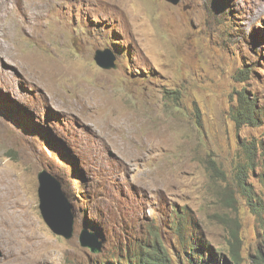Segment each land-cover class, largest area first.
Masks as SVG:
<instances>
[{"label":"rangeland","instance_id":"obj_1","mask_svg":"<svg viewBox=\"0 0 264 264\" xmlns=\"http://www.w3.org/2000/svg\"><path fill=\"white\" fill-rule=\"evenodd\" d=\"M245 80L264 104V0H0V264H107L156 233L181 255L174 210L249 261L264 117L234 120Z\"/></svg>","mask_w":264,"mask_h":264},{"label":"trees","instance_id":"obj_2","mask_svg":"<svg viewBox=\"0 0 264 264\" xmlns=\"http://www.w3.org/2000/svg\"><path fill=\"white\" fill-rule=\"evenodd\" d=\"M255 65L247 67L244 71H240V75L250 76L255 72ZM249 78V77H247ZM248 80H245L242 91L238 92L239 106L234 110V120L242 125H259L264 117V104L255 94L249 96L247 86L252 87ZM246 149L251 146L244 144ZM194 217L185 211H173V221L168 226L179 239V247L181 255H174L165 246L158 233L153 240L140 243L129 250L125 255H117L113 262L107 261V264H264V245L262 248L251 255V259L247 261L242 254L232 249L228 254L223 250H215L211 244L201 238V234L197 227ZM264 244V239L262 240ZM183 261V263H181Z\"/></svg>","mask_w":264,"mask_h":264},{"label":"water","instance_id":"obj_3","mask_svg":"<svg viewBox=\"0 0 264 264\" xmlns=\"http://www.w3.org/2000/svg\"><path fill=\"white\" fill-rule=\"evenodd\" d=\"M167 1L173 4H178L180 0H167ZM95 60L98 64H100L104 68H111L113 66H116L115 58L114 56L111 55V52L109 50L98 49L96 51ZM42 191L43 192H42V197H41V202H42L41 208H42L43 214L45 215V218L48 224L51 226L52 229H54L55 232H58V233L66 235L67 237H70L69 232H62V231L57 230V227L59 226V222L51 221L52 218L48 214V212H51L52 215L61 213L62 210L65 209L66 204L62 202L60 199L54 200L51 198L50 196L51 188L50 187H44L42 188ZM85 235L88 236L87 233H85ZM96 239H97V236H96ZM87 242H92V241L87 240L85 243ZM94 246L96 248H102V242L96 241L94 243Z\"/></svg>","mask_w":264,"mask_h":264},{"label":"bare ground","instance_id":"obj_4","mask_svg":"<svg viewBox=\"0 0 264 264\" xmlns=\"http://www.w3.org/2000/svg\"><path fill=\"white\" fill-rule=\"evenodd\" d=\"M3 3H4V7H3V9H5V10H7L8 9V1H3ZM1 178L2 177H0V181H1ZM5 181V180H4ZM8 183H10L11 185H7V186H1L0 185V207H2V203L4 202V203H7L6 201L8 200V199H10L9 198V196H10V194H11V191L13 190V187L15 186L14 185V183L13 182H11V181H9ZM1 184V183H0ZM4 184V183H3ZM2 184V185H3ZM5 185V184H4ZM2 209V208H1ZM12 212V211H11ZM17 214H18V212H17ZM14 219H15V217H14ZM16 220V219H15ZM23 221V220H22ZM21 221V222H22ZM19 223V222H18Z\"/></svg>","mask_w":264,"mask_h":264}]
</instances>
